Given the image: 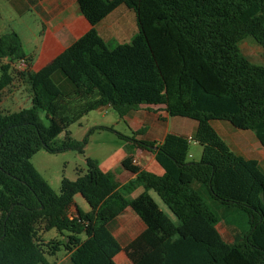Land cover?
Returning <instances> with one entry per match:
<instances>
[{
	"label": "trees",
	"instance_id": "1",
	"mask_svg": "<svg viewBox=\"0 0 264 264\" xmlns=\"http://www.w3.org/2000/svg\"><path fill=\"white\" fill-rule=\"evenodd\" d=\"M77 2L91 29L35 73L17 67L33 60L19 35L0 37V93L16 76L32 92L30 107L0 110V264H52L61 249L73 264H116L121 245L109 224L129 207L159 240L135 264H264V172L213 127L226 121L252 131L264 148V64L240 48L252 37L264 50V0ZM121 5L134 11L138 33L110 49L96 25ZM57 72L71 91L54 82ZM141 105H164L170 116L196 121L200 160H188L186 136L169 133L160 144L126 137L133 148L153 152L165 174L142 170L130 155L122 165L136 178L121 185L87 159V170L63 179L58 194L31 163L41 149L61 150L53 140L89 112L113 108L124 118ZM69 140L62 149H81ZM142 185L145 192L126 198ZM79 194L88 212L76 206ZM219 223L235 232L234 243L222 238ZM53 229L58 236L47 240Z\"/></svg>",
	"mask_w": 264,
	"mask_h": 264
},
{
	"label": "crops",
	"instance_id": "2",
	"mask_svg": "<svg viewBox=\"0 0 264 264\" xmlns=\"http://www.w3.org/2000/svg\"><path fill=\"white\" fill-rule=\"evenodd\" d=\"M119 8L120 6L96 25L99 35L108 47V41H115L118 43L117 45H120L121 41L130 37L129 32L123 26L124 24L119 23L117 26H113L115 20L111 18ZM27 16H30V19L26 20ZM21 20L23 21L20 26ZM17 22L19 25L16 24ZM90 29L91 24L82 14L77 0H0V37L10 32H16L19 35L24 52L27 55H33L31 64L20 69H27L30 73H35L44 68ZM121 44L126 43L121 42ZM244 44L251 45L258 51L263 50L260 45L259 47L251 40L243 42L241 47ZM246 57L249 60L252 59L248 54ZM7 62L5 59L2 63ZM19 63L18 68L20 67ZM1 76L2 71L0 69V78ZM65 86L67 92L71 91V85ZM29 87V84L20 76H16L12 84L0 93V110L16 112L30 107L32 92ZM101 109L104 108H99V110ZM122 119L135 132L136 140L158 144L162 143L169 133L186 136L194 141L193 137L198 126V123L192 119L190 121L189 118L170 116L164 105H141L137 109L129 110ZM229 124L226 121H214L213 127L234 153L248 159H256L260 170L264 172V148L255 143L252 137L239 135L231 129ZM130 155L135 161L134 164L142 170L157 176L165 174V170L157 162L153 152L138 147L133 148L131 142H129L128 151H122L117 155L108 157L102 164L99 163L98 165L103 172L110 173L116 183L123 185L136 178L135 174L122 165V161ZM192 157L193 155L189 151L188 160L191 161ZM145 191L146 187L142 185L126 194V198L134 200ZM148 192L153 198V194L158 196L154 190ZM80 196L79 194L75 197L76 206L88 212L90 210L89 205L88 208L85 201L86 206L77 200V197ZM154 200L156 201L155 198ZM157 204L161 208L158 202ZM165 213L174 221L167 212ZM217 229L222 238L227 243L232 244L220 232L219 224ZM109 230L121 245V251L115 256L116 264H135L159 244L158 238L130 207L109 224ZM67 256L70 264H73L70 255L67 254Z\"/></svg>",
	"mask_w": 264,
	"mask_h": 264
},
{
	"label": "rangeland",
	"instance_id": "3",
	"mask_svg": "<svg viewBox=\"0 0 264 264\" xmlns=\"http://www.w3.org/2000/svg\"><path fill=\"white\" fill-rule=\"evenodd\" d=\"M29 17L30 16H27L26 20L30 19ZM31 19L33 20L32 16ZM111 19L115 20L113 26H117V24L122 23L124 24V28H126L127 32L130 34V37H126L124 39L125 41L123 40L121 42H132L131 38L138 33L136 15L134 11L122 5L117 10V12H115ZM23 20H21L20 26L22 25ZM16 24L19 25L18 22ZM247 40H251L253 43L259 46V44L252 37H248L240 43V48L243 54L246 56L248 54L250 57H252L253 60L250 58V61L255 64H264L263 50L260 49L258 51L251 45L245 44L241 47V44ZM108 44L112 49L118 43H115V41H108ZM53 80L63 92H67L65 85H71L72 87V83L62 72H57V74L53 76ZM40 116L42 122L47 124L45 115L40 113ZM229 126L231 129L239 133V135L244 137L250 136L255 143L259 144L255 134L252 131L240 130L233 127L231 124H229ZM241 136L239 137L241 138ZM126 137L135 138V132L121 118L119 112L113 108H104L101 110L97 109L89 112L79 121L71 124L66 132L61 133L56 139L53 140L51 145L56 149L61 148V150L51 152L41 149L32 156L31 163L40 173V175L49 183L52 190L58 194L60 192L63 179L75 181L79 176V170H87V159H93L98 164H102V162H104L108 157L117 155L122 151H128L129 141L126 139ZM68 140L80 145L81 149H62L64 143ZM189 143L190 153L193 155L192 160H200L203 151L202 146L192 140H190ZM153 196L160 204L162 210L167 212L172 217V219L176 221L174 215L164 205L161 199L156 194H153ZM77 200L80 203H84L85 201L84 198L82 200V196L77 197ZM85 203L88 207V203L86 201ZM85 203L84 205L86 206ZM219 230L226 240H228L230 243H234L235 232L229 231L223 223H219ZM57 236L58 233L54 229L45 234V238L47 240ZM81 238L85 239L86 236L83 234L81 235ZM49 260L52 264H70L69 258L64 249H61L55 257H50Z\"/></svg>",
	"mask_w": 264,
	"mask_h": 264
},
{
	"label": "built area",
	"instance_id": "4",
	"mask_svg": "<svg viewBox=\"0 0 264 264\" xmlns=\"http://www.w3.org/2000/svg\"><path fill=\"white\" fill-rule=\"evenodd\" d=\"M20 67L19 68H21V69H23V68H25L26 67V62L24 61V60H22V61H20ZM191 139H189V141H190ZM133 163H135V161H133Z\"/></svg>",
	"mask_w": 264,
	"mask_h": 264
}]
</instances>
